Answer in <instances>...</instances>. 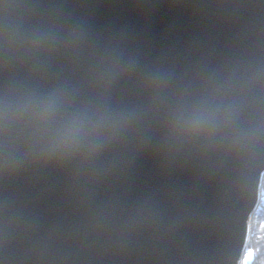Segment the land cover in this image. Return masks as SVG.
<instances>
[{
  "label": "water",
  "instance_id": "obj_1",
  "mask_svg": "<svg viewBox=\"0 0 264 264\" xmlns=\"http://www.w3.org/2000/svg\"><path fill=\"white\" fill-rule=\"evenodd\" d=\"M264 175V0H0V264H240Z\"/></svg>",
  "mask_w": 264,
  "mask_h": 264
},
{
  "label": "trees",
  "instance_id": "obj_2",
  "mask_svg": "<svg viewBox=\"0 0 264 264\" xmlns=\"http://www.w3.org/2000/svg\"><path fill=\"white\" fill-rule=\"evenodd\" d=\"M259 199L258 209L247 226L246 245L240 262L242 264H248V262L255 264L259 249L264 247V175L260 185Z\"/></svg>",
  "mask_w": 264,
  "mask_h": 264
},
{
  "label": "clouds",
  "instance_id": "obj_3",
  "mask_svg": "<svg viewBox=\"0 0 264 264\" xmlns=\"http://www.w3.org/2000/svg\"><path fill=\"white\" fill-rule=\"evenodd\" d=\"M264 247H261L257 254V259L255 261V264H264ZM248 264H251V262H248Z\"/></svg>",
  "mask_w": 264,
  "mask_h": 264
},
{
  "label": "rangeland",
  "instance_id": "obj_4",
  "mask_svg": "<svg viewBox=\"0 0 264 264\" xmlns=\"http://www.w3.org/2000/svg\"><path fill=\"white\" fill-rule=\"evenodd\" d=\"M240 264H242V263H240Z\"/></svg>",
  "mask_w": 264,
  "mask_h": 264
}]
</instances>
